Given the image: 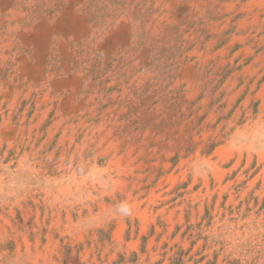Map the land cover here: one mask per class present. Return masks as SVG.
<instances>
[{
  "label": "rangeland",
  "instance_id": "1",
  "mask_svg": "<svg viewBox=\"0 0 264 264\" xmlns=\"http://www.w3.org/2000/svg\"><path fill=\"white\" fill-rule=\"evenodd\" d=\"M0 264H264V0H0Z\"/></svg>",
  "mask_w": 264,
  "mask_h": 264
}]
</instances>
